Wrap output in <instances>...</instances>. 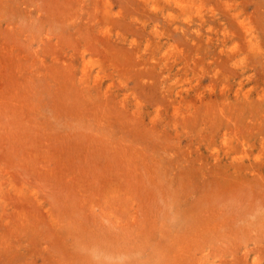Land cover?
<instances>
[{
  "label": "rangeland",
  "instance_id": "1",
  "mask_svg": "<svg viewBox=\"0 0 264 264\" xmlns=\"http://www.w3.org/2000/svg\"><path fill=\"white\" fill-rule=\"evenodd\" d=\"M176 1L0 0V264H264V9Z\"/></svg>",
  "mask_w": 264,
  "mask_h": 264
},
{
  "label": "bare ground",
  "instance_id": "2",
  "mask_svg": "<svg viewBox=\"0 0 264 264\" xmlns=\"http://www.w3.org/2000/svg\"><path fill=\"white\" fill-rule=\"evenodd\" d=\"M252 1H254V0H243V3H248V2H252ZM178 2H179V0H178ZM177 1H176V3H178ZM256 2V3H255ZM254 4H255V9L257 10L258 8L260 9V8H263L264 9V0H256V1H254ZM258 12V11H257ZM258 14V13H257ZM260 14H262L261 15V17H263L264 18V10H261V12H260ZM105 31V30H104ZM200 88V87H199ZM199 90V89H198ZM223 90H225V89H223ZM178 92L180 93V94H182V95H184V91H182V90H179L178 89ZM240 92L239 91H237V94L236 95H238ZM223 94H225V95H227V96H232V95H228L229 93L228 92H224ZM198 96H199V99L200 100H204L205 99V95H202L201 94V92H198V94H197ZM192 103V102H191ZM189 108H191L190 106H189ZM192 111V110H191ZM188 112V111H187ZM238 158H240V157H238L236 154H235V159H238ZM258 174V173H257Z\"/></svg>",
  "mask_w": 264,
  "mask_h": 264
}]
</instances>
